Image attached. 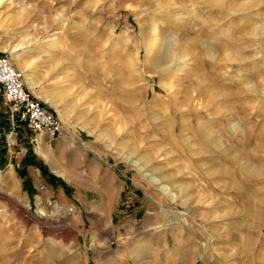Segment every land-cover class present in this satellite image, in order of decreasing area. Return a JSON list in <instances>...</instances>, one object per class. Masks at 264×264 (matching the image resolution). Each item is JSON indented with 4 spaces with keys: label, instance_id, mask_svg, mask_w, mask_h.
Masks as SVG:
<instances>
[{
    "label": "rangeland",
    "instance_id": "374dc122",
    "mask_svg": "<svg viewBox=\"0 0 264 264\" xmlns=\"http://www.w3.org/2000/svg\"><path fill=\"white\" fill-rule=\"evenodd\" d=\"M0 45L66 153L0 190V264H264V0H0Z\"/></svg>",
    "mask_w": 264,
    "mask_h": 264
},
{
    "label": "built area",
    "instance_id": "2783aa9c",
    "mask_svg": "<svg viewBox=\"0 0 264 264\" xmlns=\"http://www.w3.org/2000/svg\"><path fill=\"white\" fill-rule=\"evenodd\" d=\"M0 119L6 122L0 126V143L12 156L28 153L19 145L24 129L31 134L32 145L36 136L51 141L63 134L61 120L28 89L23 73L4 52L0 53Z\"/></svg>",
    "mask_w": 264,
    "mask_h": 264
},
{
    "label": "crops",
    "instance_id": "0c3cea01",
    "mask_svg": "<svg viewBox=\"0 0 264 264\" xmlns=\"http://www.w3.org/2000/svg\"><path fill=\"white\" fill-rule=\"evenodd\" d=\"M1 119L0 126H3L6 124V122ZM29 136H31V134L27 130H22L21 142L19 143V145L28 149L27 155L33 154L35 160H43V162L48 165L50 172L55 177H66V174L62 171V159L66 153L62 146V142H60L59 140V137L50 141L45 136H36V143L32 145L29 143ZM0 156L3 159V164L6 170L4 173H1V175H5L7 179L13 178L15 177L16 170L21 168L25 170L26 177L30 179V181L35 187L45 186V177L41 175L39 170L35 167V162L33 158L25 159V154L19 156H12L10 152L6 151L2 143H0Z\"/></svg>",
    "mask_w": 264,
    "mask_h": 264
},
{
    "label": "bare ground",
    "instance_id": "6f19581e",
    "mask_svg": "<svg viewBox=\"0 0 264 264\" xmlns=\"http://www.w3.org/2000/svg\"><path fill=\"white\" fill-rule=\"evenodd\" d=\"M152 24H154L153 26H151V24L149 23V24H147V26H146V30H147V32L150 34V39H149V45H148V47H147V49H146V52H145V54H146V56H148L150 53H151V51H152V47L154 46V44H156V42H157V36H158V25H157V23L155 22V21H153V23ZM11 44V43H10ZM45 45V44H44ZM1 46V45H0ZM46 46L47 47H49V51H54V50H56L59 46H60V43H59V41H58V39H56V38H54V39H51V41H49L48 43H46ZM1 49L3 50V51H8L10 54L11 53H13V51H14V46H10L9 44H5V45H3L2 47H1ZM10 59H11V61H12V63L14 64V66L17 68V69H20L21 71H25V67H26V62L25 61H23L22 60V58L21 57H19V56H16V55H10ZM32 62V61H31ZM29 65V64H28ZM245 75H244V73H236L235 75H234V78H236V80H243L245 77H244ZM247 77V76H246ZM25 82H26V85H27V87H28V89L29 90H31L32 92H33V94H35V92L33 91L34 89H35V85H34V82L32 81V79H31V77H30V74H26V78H25ZM36 97L37 98H41L39 95H36ZM43 102L44 103H47L49 106H51L52 105V103H51V99L50 98H44L43 99ZM54 107V106H53ZM56 111V110H55ZM200 115H201V113H200ZM215 115H217V114H215ZM221 115V114H220ZM219 115V116H220ZM200 117V116H199ZM199 117H198V119H199ZM221 117H222V115H221ZM196 120V119H195ZM218 121V120H217ZM194 122V121H193ZM180 123H181V121H180ZM185 124V123H184ZM230 124V128L231 129H234V121L233 122H230L229 123ZM183 125V124H182ZM215 126V125H214ZM218 126V125H217ZM167 127V126H166ZM180 127H181V125H180ZM199 127V126H198ZM200 128V127H199ZM202 128V127H201ZM209 129V128H208ZM169 130V129H168ZM171 130V129H170ZM173 130V129H172ZM204 130V129H203ZM207 130V129H206ZM208 133H207V135H210L211 134V131L210 130H208L207 131ZM213 132L215 133V136H214V139H213V142H215V144H216V146H222V145H224V141L222 140L223 138H222V135L224 134V131L222 130V128H220V127H217V131L216 130H214L213 129ZM175 135V134H174ZM178 135V134H177ZM187 135H188V133H187ZM188 136H190V135H188ZM205 136H206V134H205ZM204 136V137H205ZM211 137V136H210ZM172 138V137H171ZM175 138V137H174ZM205 138H207V136L205 137ZM212 138V137H211ZM188 139V137L186 136V134H185V136H183V141H186ZM209 139V138H208ZM233 139V138H232ZM206 141V140H205ZM208 141V140H207ZM233 141V143H234V140H232ZM231 141V142H232ZM168 142V141H167ZM187 142V141H186ZM188 143V142H187ZM192 145V144H191ZM190 146V145H189ZM198 152H200V151H198ZM185 154V153H184ZM213 162L216 164H218V165H221V164H223V163H229V162H231V164H234V156H231V157H229V159H227L226 158V153L225 152H223V151H220V149H219V151H214L213 152ZM210 161H211V159H210ZM129 162L130 163H132L133 165H136L137 166V163H136V161H134V160H130L129 159ZM230 164V163H229ZM223 166V165H222ZM233 168H234V166H233ZM138 169L140 170L141 168L138 166ZM234 170V169H233ZM57 173V172H56ZM169 176L170 175H164L163 176V180H168V178H169ZM151 179V178H150ZM7 178L5 177V175H1L0 176V181H1V188H0V190H2V189H4V187H6V184H7ZM160 180V179H159ZM205 183H207V182H205ZM206 186H208V184H206ZM164 187V186H163ZM203 188V187H202ZM162 190H165L164 188L162 189ZM166 191V190H165ZM40 213H43L41 210L39 211Z\"/></svg>",
    "mask_w": 264,
    "mask_h": 264
}]
</instances>
